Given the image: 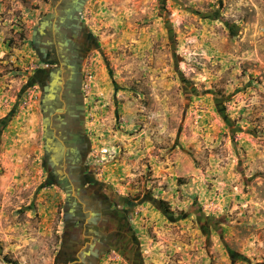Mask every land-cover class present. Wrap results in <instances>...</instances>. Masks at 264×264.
<instances>
[{
  "label": "rangeland",
  "instance_id": "1",
  "mask_svg": "<svg viewBox=\"0 0 264 264\" xmlns=\"http://www.w3.org/2000/svg\"><path fill=\"white\" fill-rule=\"evenodd\" d=\"M58 5L0 0V264H75L30 45ZM79 18L82 167L126 213L139 260L264 264V0H87Z\"/></svg>",
  "mask_w": 264,
  "mask_h": 264
},
{
  "label": "flooded vegetation",
  "instance_id": "2",
  "mask_svg": "<svg viewBox=\"0 0 264 264\" xmlns=\"http://www.w3.org/2000/svg\"><path fill=\"white\" fill-rule=\"evenodd\" d=\"M71 0H59L58 9ZM77 19L58 25L45 16L32 30L30 45L43 67L39 81L42 86L40 109L48 140L44 149L45 169L50 180L57 181L72 197L63 217L64 260L75 264H97L101 255L116 251L126 261L139 260V243L135 240L126 213L117 209L118 201L94 189L85 173L87 143H83V117L80 111L79 77L84 45L91 41L79 15ZM56 23V24H55ZM57 70H60V75ZM54 84L50 91V85ZM55 143L59 144L56 149ZM65 261V262H66Z\"/></svg>",
  "mask_w": 264,
  "mask_h": 264
},
{
  "label": "water",
  "instance_id": "3",
  "mask_svg": "<svg viewBox=\"0 0 264 264\" xmlns=\"http://www.w3.org/2000/svg\"><path fill=\"white\" fill-rule=\"evenodd\" d=\"M86 1L87 0H71L66 6H63L62 8H59V9L57 7L55 10L57 14L55 22L58 25L62 26L64 23H67L68 21H71V20L75 21L78 17V14L82 11ZM57 71L60 75L61 74L60 70H57ZM53 86L54 84L50 85V88H49L50 91L53 90ZM42 129H43V132H45L44 121H43ZM43 145H44V149H47L49 145L48 140L45 138V135L43 138ZM55 146H56V149L59 148L58 143H55ZM64 192H65V205L67 206L70 203L72 197H70L67 191L64 190Z\"/></svg>",
  "mask_w": 264,
  "mask_h": 264
}]
</instances>
